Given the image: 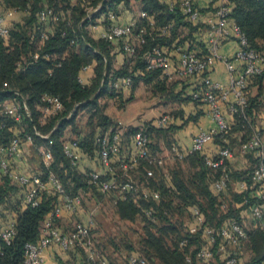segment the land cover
Returning a JSON list of instances; mask_svg holds the SVG:
<instances>
[{
	"label": "trees",
	"instance_id": "trees-1",
	"mask_svg": "<svg viewBox=\"0 0 264 264\" xmlns=\"http://www.w3.org/2000/svg\"><path fill=\"white\" fill-rule=\"evenodd\" d=\"M102 1L87 0V5H83L80 0H0V13L8 14L15 9L21 14L19 19L9 20L8 37L0 38V92L4 91L0 93L1 144L7 145L15 136L21 138L30 136L32 148L35 150L44 148L52 154L49 170L43 166L40 159V167L36 173L43 180L47 178L48 171H52L68 193L87 195V192H94L99 194V197L105 196L88 185L87 173L78 171L62 149L63 142L67 140L63 137V131L74 123V108L91 109L97 125L104 128L99 133L102 134L108 130L106 127L111 123V119L103 114L98 100L107 96L121 100L122 103L131 101L134 90L140 83L144 84L153 96L160 98L170 96L180 107L188 103L196 104L198 102L190 95L189 84L179 78L168 80L162 76L159 68H147L145 54L153 46L170 50L173 45H184L190 50L205 53L204 44L198 39L203 30L202 25L188 22L179 7L169 8L167 0H139L140 10L144 14L136 20L132 32L138 37L140 29L145 28L144 42L139 44L137 41L136 51L129 57L122 50V40H117L119 51L125 55V58L123 64L115 68L114 54L111 53L112 42L93 38L89 34L88 26L95 24L97 19L108 10L120 15L118 7L127 9L125 5H128L129 0H105L101 8L91 18L86 19L85 6L95 8ZM230 2L231 18L245 33L250 46L264 53V0H230ZM45 7L51 9L53 15L47 23L50 29L47 38L42 40L40 33L45 25L38 20V13ZM200 10L205 12L209 7ZM149 20L154 21V27L148 25ZM163 28H166L168 34L162 33ZM260 41L263 45L259 44ZM35 54L37 58H34ZM87 66L91 67L92 77L90 83L83 84L78 74ZM121 77L131 78V85L127 88L129 96L126 99L123 98L126 92L124 89L113 87V83ZM178 83L181 84L180 90L175 91ZM14 92H18L19 95ZM43 94L58 96L62 102V110L42 122L40 108L43 104L41 100ZM14 97L25 101L30 119L25 117L21 122H16L3 113L2 105ZM180 107L175 114H168L174 118L181 116ZM246 113L249 123L235 116L230 133L224 138L218 136L214 138V144L217 146L225 145L233 150L237 149V154L245 163V166L239 168L233 166L232 161L228 163L229 184L225 192L216 193L212 189V182L219 176L220 171L205 165L206 153L191 152L180 160H169L190 162L195 171L189 174V181L176 169L167 171L164 168L166 163L162 167H153L141 162L138 170L132 172L134 178L143 187L159 193L158 200L144 197L141 193H131L126 199L118 200L114 205L121 219L132 220L140 212L152 225L150 229L145 228V235L140 240V251L147 257L149 264H195L199 261L196 257V251L201 244L199 233L192 234L188 229L187 233L181 235L178 233L174 241L170 239V234L176 231L171 218L179 215V212L183 213L187 210L191 213L192 207H196L202 213L205 224L216 229L230 219L238 222L239 208L244 210L247 207L244 200L249 197L252 185L250 173L254 165L252 156L241 155L239 148L250 136L251 125L258 124L261 135L264 136V70L249 84ZM68 116L70 117L66 119ZM152 121L144 122L139 128L148 136L151 151L160 153L157 150L160 148V141L165 146L168 145L169 151L173 145H176L172 140V133L177 127L172 124L167 129H157L152 125ZM24 125L25 130L21 131ZM33 127L40 135L47 137L37 135ZM130 137L125 145L129 144ZM77 140L82 151L92 156L96 149L95 140L90 151L82 144L83 140L80 138ZM147 169H153L152 177L146 176ZM165 173L168 177L164 176ZM231 178L234 179L235 184L245 182L247 188L245 190L235 188L234 191H230ZM24 190V186L7 177L0 178V217L4 216L5 210L13 212L16 229L11 243L1 245L0 264H22L24 245L38 241L43 233L44 220L57 202L56 195L42 193L38 205L33 207L26 205L23 202ZM221 195L226 196L222 198ZM224 199H227L230 205L225 213H219L218 208L225 204ZM232 205H235L236 209ZM148 211L149 215L146 214ZM63 219L58 218L54 223L64 231H69L72 223L68 220L69 223L64 221V224ZM92 236L91 231L93 241ZM184 239L186 244L180 245ZM194 241L197 246L192 249L191 244ZM244 243L249 244L253 257L247 263L241 261L240 264H259L264 258L263 233L260 230L247 233V238L242 243V250ZM81 252L83 259L86 254L82 250ZM187 258L190 259L189 262ZM107 260L109 263L112 262L110 258ZM74 262L77 264L76 260Z\"/></svg>",
	"mask_w": 264,
	"mask_h": 264
},
{
	"label": "built area",
	"instance_id": "built-area-1",
	"mask_svg": "<svg viewBox=\"0 0 264 264\" xmlns=\"http://www.w3.org/2000/svg\"><path fill=\"white\" fill-rule=\"evenodd\" d=\"M209 3V10L202 12L196 0H167L170 9L179 7L188 22L203 26L198 39L204 44V54L190 50L184 45H173L170 50L153 46L145 54V59L147 68H159L162 76L168 80L179 78L191 86L192 99L206 106V114L213 124L210 129H199L192 136L189 147L173 145L164 155L151 151L148 136L141 129L131 135L127 145L123 144L122 130L110 128L102 134L98 133L95 137L96 149L92 156L82 151L77 139H67L62 144L65 156L78 170L82 171L86 160H89L90 164L98 165V169L87 168V183L102 195L111 196L114 204L118 200L126 199L131 193H141L144 197L158 200L159 193L143 187L134 178L132 172L138 170L141 162H146L153 167H162L166 160H180L191 152L206 153L205 165L212 169H219V176L212 182L214 192L222 193L228 188V163L233 160L234 152L229 146L215 145L214 138L216 136L224 138L230 133L235 116L249 123L246 113L248 87L251 80L264 70V53L250 46L245 33L231 18L230 0H209ZM100 8L101 3L91 8L86 19L91 18ZM143 14L141 12V16ZM52 15V10L47 7L38 13V20L45 25L40 33L42 40L47 38L50 31L47 23ZM101 16L105 27L100 33V38L106 41L121 39L124 54L129 57L134 55L136 48L129 41V37L135 22L122 24L120 15L113 10H108ZM148 25L154 27V21L149 20ZM163 29L166 30V28ZM8 34V14L0 13V38H7ZM144 34L146 29L141 28L137 39L139 44L144 42ZM227 41H235L237 44L232 57L219 54V49ZM34 58H37V54ZM218 60L224 64L228 73L226 83L214 81L209 76L213 63ZM130 85V77H121L113 83L114 88L124 90ZM14 93L19 95L18 92ZM41 100L43 104L40 108V121L42 122L62 110V102L58 96L43 94ZM2 111L16 122H21L25 117L30 119V112L25 101L16 97L5 102L2 105ZM174 120L172 115L164 113L154 118L152 125L157 129H167ZM33 129L37 135H40L35 127ZM251 129L250 136L239 148L241 155H250L254 159L250 173L252 185L248 199L244 200V203H247L244 211L247 218L264 235V138L257 124L251 125ZM40 136L47 137V135ZM31 143L30 136L24 138L15 136L5 146L0 142V178L7 177L25 187L24 204L32 207L38 205L42 193L57 196V202L44 220L43 233L38 241L24 245L22 264H45L43 252L52 245H56L63 252L76 249L84 251L86 260L80 257L77 264H110L104 256H98L93 247L91 231L95 226L94 212L81 214L83 195L68 193L52 171H48L47 178L43 180L38 173H31L27 169L21 152L23 145ZM209 145H212V152L208 150ZM39 152L43 166L49 170L52 162L51 152L44 148H40ZM153 175V169H147L146 176ZM164 176L168 177L166 173ZM235 188L245 190L247 185L242 181L236 183ZM146 214L149 215L150 212ZM191 214L193 221L189 226V232L199 233L202 242L196 251L197 259L209 260L215 254H224V264H240L242 243L247 238L244 227L235 219H230L216 229L205 224L204 217L198 208L192 207ZM58 218H66L69 221L75 218L76 221L69 231H64L54 223ZM15 234L14 221L0 229V255L2 243L10 244ZM185 244L186 239L180 242V245ZM226 247H232L235 252L225 253ZM186 260L190 261L189 258ZM125 264H147V260L137 253H129ZM259 264H264V258Z\"/></svg>",
	"mask_w": 264,
	"mask_h": 264
},
{
	"label": "rangeland",
	"instance_id": "rangeland-1",
	"mask_svg": "<svg viewBox=\"0 0 264 264\" xmlns=\"http://www.w3.org/2000/svg\"><path fill=\"white\" fill-rule=\"evenodd\" d=\"M80 1H82L83 5H87V0H85V2L83 0ZM127 4L128 5L125 6L131 11H138L141 9L139 0H129ZM85 7H88L87 9L85 8L88 13V11L91 9V6ZM96 23L97 22H95V24ZM131 36L130 38H133V40L130 39L131 43L137 45V34L134 35V33L131 31ZM259 44L263 45L261 41L259 42ZM125 91L126 92L123 97L124 99L129 96L128 90L126 89ZM98 103L100 109H102L103 114L107 115L111 119V123L107 125L106 129L113 128L122 130L124 145L125 143H127L130 135L136 132L141 127V125L144 124V122L153 120L154 118L164 113L175 114L176 110L180 107L179 104L173 101L170 96L166 95L161 98L158 96H153L150 90L141 83L134 91L133 99L131 101L122 103L121 100L111 99L106 96L100 98V100H98ZM74 111V123L64 129L63 137L64 139L80 138L81 140H83L82 144H84L86 146V149L90 151L91 147L93 146L95 137L98 133L101 132V130H104V128L103 126L97 125L96 118L93 116V111H91V109L74 108ZM69 117L70 116L66 117V119H68ZM23 130H25V125L21 129V131ZM161 135H163V133H161ZM167 148L168 145L163 146V148H157V150L160 151L162 155H164V149ZM37 150L32 148L30 144H25L22 146V159H25L27 169L31 173L38 172L40 167L39 162L41 159V155L39 150ZM233 152L235 157L232 160V165L236 168L245 166L243 159L237 154V149H234ZM87 168L98 169V165L95 166L93 164H90L89 160H86V165H84L82 168V171L84 170L83 173L88 172ZM164 168L167 171H172L174 169L180 171L181 174L184 175L185 178H187V181H189V174L195 171L190 162L186 160H182L179 162H170L169 160H166V165ZM230 186V191H234L235 181L232 178L230 179ZM227 194L229 195V193ZM225 196L226 195H221L220 197L223 198ZM224 200L225 204L221 205L218 208L219 213H225L228 205H230L227 203V199ZM82 203V213L80 212L81 214L89 211L94 212L95 228L92 230V237L93 247L98 256L101 255L106 257L107 259L110 258L112 261L110 262V264H125L126 256L129 253H137L147 260V257L140 251V240L145 235V228L150 229L152 225L144 219L140 212L135 215L134 219L132 220L121 219L117 213L111 196L99 197V194L94 192H87V195H85L84 193ZM232 207L236 209L235 205H232ZM244 210L239 208L238 222L244 227L247 233L258 230L253 225V222L247 218V214ZM171 219L172 223L175 225L174 230L176 231L173 234H170V239H173L172 241H174V238L178 233L180 235L187 233L193 219L191 213L187 210H185L183 213L179 212V215H176ZM75 221L76 219L73 218L71 221V228L73 227ZM167 240H169V238ZM196 246V242H192L191 248L193 249ZM233 252L235 251L232 247L225 248V253ZM240 256L243 263H247L253 257V253L248 243H244L243 250ZM83 259L86 260V257ZM147 264H149V262ZM195 264H224V254L214 256L209 260L196 261Z\"/></svg>",
	"mask_w": 264,
	"mask_h": 264
},
{
	"label": "crops",
	"instance_id": "crops-1",
	"mask_svg": "<svg viewBox=\"0 0 264 264\" xmlns=\"http://www.w3.org/2000/svg\"><path fill=\"white\" fill-rule=\"evenodd\" d=\"M198 5L201 8L210 7L209 0H196ZM120 10V22L122 24H129L130 22L136 20L140 17L141 10L138 11H131L129 9H124L122 6L118 7ZM21 17L19 12L9 11L8 18L9 20H17ZM104 23L102 16L97 19L96 25L88 26L89 34L97 39L100 38V33L104 30ZM163 34H168V32L164 29H161ZM131 36V35H130ZM133 37V36H131ZM129 37V41L133 40V38ZM138 39V38H137ZM136 39V40H137ZM135 40V38H134ZM138 41V40H137ZM113 47L111 48V53L114 54L113 59V66L118 68L123 64L125 55L119 51L117 46V40L111 41ZM237 49V44L235 41H227L225 42L221 48L219 49V54L226 57H232L234 52ZM209 76L212 80L218 81L220 83H226L228 81V73L224 64L221 61H215L209 71ZM79 80L83 84L90 83V79L92 77L91 67L83 68L78 74ZM178 79V78H176ZM181 84L178 83L175 86V91L180 90ZM191 86L189 85L188 89L190 90ZM137 89V88H136ZM135 89V90H136ZM134 90V91H135ZM182 115L177 116L173 121V126L177 128L172 133V140L176 145H179L182 148H187L190 145L192 136L199 130V129H210L213 124L211 123L209 117L206 114V106L200 103H188L181 105ZM226 112V111H225ZM227 115V112H226ZM228 116V115H227ZM193 119H192V118ZM144 120V119H142ZM264 138V136H263ZM160 148H163L164 143L160 141L159 143ZM209 152L211 150L212 145L208 146ZM168 150L164 149L163 154H167ZM4 216L0 218V229L5 227L9 223L13 222V212L9 210H5ZM63 223L69 222L66 218H64ZM65 221V222H64ZM73 254V255H72ZM82 252L80 249H76L75 251L70 252H63L61 251L56 245H52L44 250L43 258L45 264H75L78 261V258L82 257Z\"/></svg>",
	"mask_w": 264,
	"mask_h": 264
},
{
	"label": "water",
	"instance_id": "water-1",
	"mask_svg": "<svg viewBox=\"0 0 264 264\" xmlns=\"http://www.w3.org/2000/svg\"><path fill=\"white\" fill-rule=\"evenodd\" d=\"M104 2H105V0H103L102 2H101V6L104 4ZM0 93H4V91H1ZM98 93V92H97ZM96 93V94H97ZM95 96V95H94Z\"/></svg>",
	"mask_w": 264,
	"mask_h": 264
}]
</instances>
